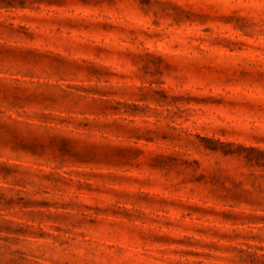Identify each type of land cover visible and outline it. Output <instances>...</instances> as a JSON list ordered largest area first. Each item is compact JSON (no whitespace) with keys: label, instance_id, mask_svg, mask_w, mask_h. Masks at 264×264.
I'll return each mask as SVG.
<instances>
[{"label":"rangeland","instance_id":"obj_1","mask_svg":"<svg viewBox=\"0 0 264 264\" xmlns=\"http://www.w3.org/2000/svg\"><path fill=\"white\" fill-rule=\"evenodd\" d=\"M0 264H264V0H0Z\"/></svg>","mask_w":264,"mask_h":264}]
</instances>
